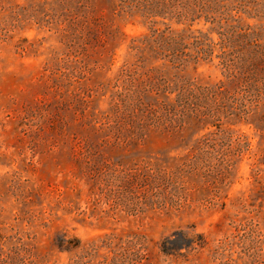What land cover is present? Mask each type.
I'll return each mask as SVG.
<instances>
[{
  "label": "rangeland",
  "instance_id": "1",
  "mask_svg": "<svg viewBox=\"0 0 264 264\" xmlns=\"http://www.w3.org/2000/svg\"><path fill=\"white\" fill-rule=\"evenodd\" d=\"M197 4L152 25L121 0H0V264H264V90L237 100L219 60L223 21L263 28L264 0ZM166 27L212 43L184 78L227 92L221 143L136 107L161 61L132 48Z\"/></svg>",
  "mask_w": 264,
  "mask_h": 264
},
{
  "label": "trees",
  "instance_id": "2",
  "mask_svg": "<svg viewBox=\"0 0 264 264\" xmlns=\"http://www.w3.org/2000/svg\"><path fill=\"white\" fill-rule=\"evenodd\" d=\"M121 1L124 3L123 8L129 14L137 15L152 25H155L154 19L157 18L188 23L191 22L192 18L190 17L197 10L202 11L197 0H183L184 5L180 6V11L176 10V5L179 3L177 0ZM234 1L230 0V2ZM221 9L223 11L220 15H226L227 9ZM223 20V17H217L212 19V22L219 26ZM222 27V32L219 34L220 43L222 42L219 47L220 65L231 77V83H238L237 75L245 79L243 80L245 87L242 92L240 91L244 98L239 99L234 95L229 98L235 102L236 99L245 100L255 96L254 92H257L258 85H260V90H264V27L250 33L248 31L237 32L228 25L227 21H223ZM181 31L185 33L187 30ZM150 36L142 37L141 41L136 42L135 48L132 49L138 54L147 51L154 61H161L160 67L153 69L154 75L146 76L149 87H152L148 92L153 94L154 106H142L138 100L136 107H142L139 110L150 121L149 126L155 130L181 133L197 126H201L202 129L214 126L219 131L206 134L209 137L208 141L221 143L220 126L213 125V123L218 121V115L227 97V92L220 83L203 87L202 83L197 84L193 80L184 78L191 63L203 61V58L211 56L212 43L208 42L203 48V37L183 36L178 31L171 30L170 27H166L161 32L153 30ZM189 39H193V43L187 45L194 52V56L189 53L184 54L185 41ZM203 92L206 98L213 96L210 100L212 106L203 107ZM257 93L259 94V91ZM216 98L218 99L216 100ZM233 115L236 116V114ZM195 145L196 148L193 150L203 151V136L195 142Z\"/></svg>",
  "mask_w": 264,
  "mask_h": 264
}]
</instances>
